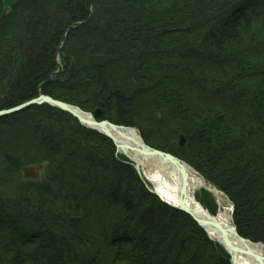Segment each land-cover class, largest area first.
<instances>
[{"label": "trees", "instance_id": "16d2710c", "mask_svg": "<svg viewBox=\"0 0 264 264\" xmlns=\"http://www.w3.org/2000/svg\"><path fill=\"white\" fill-rule=\"evenodd\" d=\"M40 93L103 101L264 243V0H0V110ZM115 150L49 105L0 118V264H231Z\"/></svg>", "mask_w": 264, "mask_h": 264}, {"label": "water", "instance_id": "95a60500", "mask_svg": "<svg viewBox=\"0 0 264 264\" xmlns=\"http://www.w3.org/2000/svg\"><path fill=\"white\" fill-rule=\"evenodd\" d=\"M43 104H48L52 107L58 108L64 112H67L71 114L73 117H75L81 124L89 127L92 130H96L100 132L101 134L107 136L110 138L116 145L117 149L118 144H120L121 139L113 134L111 131H118L120 129H127L129 132L135 133V130L132 128H125L121 126H116L108 121H101L98 122L92 115H89L87 113H84L80 108L71 106L69 104H66L64 102L55 100L49 96H44L40 95L39 97L26 101L16 107L7 109V110H1L0 111V118L1 117H6L10 115H14L17 113H20L32 106L35 105H43ZM102 107V104H101ZM95 117L101 118L102 117V112L101 110L96 111ZM136 134V133H135ZM185 145V139L183 137L180 138V146ZM131 147V150L140 155H144L145 157H156V159H161L163 162L168 163L174 168H179L181 175H182V189L179 192V202L177 205V208L180 209L181 211L189 214L201 227L205 229V231L208 233L206 226H210L214 231L217 233L221 234L223 238V245L228 252L232 256L233 263L235 264L236 262V254L239 253L241 255L248 256L254 260L256 264H264V255L259 254L253 250L251 245L253 246H260L261 248H264L262 244H253L249 240L241 237L237 230L235 228L227 229L224 228L222 225L217 223L216 221L212 220L208 215L203 212V214L199 215L197 212L192 211L186 204V193L185 189L187 187V172L183 168L184 165H186L184 162L181 160L173 157L170 154H166L163 152H160L158 150H154L150 147H148L143 141L141 143H138L135 147ZM131 159V158H130ZM132 161L135 162L134 159H131ZM138 165H140L138 161ZM137 169L140 171V168L137 167ZM240 244L242 248L239 247Z\"/></svg>", "mask_w": 264, "mask_h": 264}, {"label": "bare ground", "instance_id": "6f19581e", "mask_svg": "<svg viewBox=\"0 0 264 264\" xmlns=\"http://www.w3.org/2000/svg\"><path fill=\"white\" fill-rule=\"evenodd\" d=\"M113 134L117 135L121 141L118 144L119 150L127 157L135 160V165L141 169L143 177L152 185L153 189L167 202L178 205L179 202V192L183 188L182 175L179 168H174L168 163L162 160L156 159V157H145L144 155L136 154L131 150V147H135L138 143H141L140 139L132 132L127 129H120L118 131H111ZM138 161L140 165H138ZM183 168L187 172V187L185 189L186 193V204L192 210L197 212L199 215L203 212L208 215L207 218H211L216 221L224 228L232 229L233 225L223 214H218L216 217L212 216L209 212L202 207L196 198V193L202 188L210 189L201 177L197 176L196 173L187 165ZM213 191V190H212ZM215 195H219L214 193ZM210 238L216 242L223 244V238L221 234L214 231L210 226H206ZM240 248L242 246L240 244ZM253 250L257 253L264 254L263 248L260 246L251 245ZM235 264H256L254 260L248 256L236 254Z\"/></svg>", "mask_w": 264, "mask_h": 264}, {"label": "rangeland", "instance_id": "374dc122", "mask_svg": "<svg viewBox=\"0 0 264 264\" xmlns=\"http://www.w3.org/2000/svg\"><path fill=\"white\" fill-rule=\"evenodd\" d=\"M10 1L11 0H8V3ZM61 78H64V77H61ZM115 157L120 162L121 165H124L123 163H126L133 170V167L129 164L128 160L124 156H122L120 153H118V151H116V150H115ZM125 159H126V161H124ZM120 171H121V173L124 174V176H127L129 174V172L125 171L123 168H121ZM27 177L31 178V179L38 180V179H40L41 175L39 174V172L37 170H34L31 172H28ZM204 184L209 186L205 181H204ZM196 197L201 203H203L207 207L208 210L213 209L216 213L215 215H218L220 213L223 214L226 217V219H228L230 221V223L233 224V221H232V204L229 201V199L226 198L223 194L220 193L218 198H217L213 193L209 192L205 188H202V189L197 191Z\"/></svg>", "mask_w": 264, "mask_h": 264}]
</instances>
